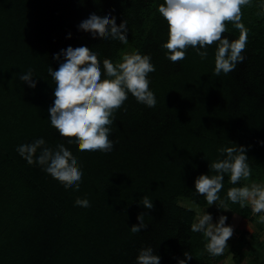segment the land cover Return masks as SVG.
<instances>
[{"label": "trees", "instance_id": "16d2710c", "mask_svg": "<svg viewBox=\"0 0 264 264\" xmlns=\"http://www.w3.org/2000/svg\"><path fill=\"white\" fill-rule=\"evenodd\" d=\"M162 2L0 0V264H136L139 250L148 246L161 264H178L186 251L192 254L188 264H221L226 255L208 253L207 237L191 230L195 212L182 202L208 206L195 179L214 174L211 163L225 155L219 149L235 144L247 147L252 175L233 185L225 174L219 196L231 213L252 219V207L232 203L227 191L264 181V0L242 6V22L250 29L245 59L219 75L216 42L207 47L206 59L193 47L181 61L168 58ZM90 9L109 10L117 24L126 19L128 43L78 27ZM225 23L223 35L238 38L234 23ZM80 41L96 50L101 63L136 49L150 54L155 65L148 75L156 105L129 94L114 113L110 152L79 150L48 118L56 86L48 68L59 65L55 53ZM29 69L39 81L34 89L19 79ZM38 137L49 146L63 142L77 157L84 172L78 191L17 152L18 145ZM144 195L154 208L143 207ZM77 197H87L91 206H77ZM140 213L147 227L133 233ZM243 259L234 252L235 264ZM251 264H264V258Z\"/></svg>", "mask_w": 264, "mask_h": 264}, {"label": "clouds", "instance_id": "9594fccd", "mask_svg": "<svg viewBox=\"0 0 264 264\" xmlns=\"http://www.w3.org/2000/svg\"><path fill=\"white\" fill-rule=\"evenodd\" d=\"M250 3L251 0H163L158 5V12L169 26L168 39L162 45L168 50L166 55L173 62L181 61L187 49L193 47L201 59H206L207 47L216 42L215 73L227 74L234 70L237 63L245 59L242 53L250 29L242 22V6ZM226 21L233 22L240 30L238 38L230 40L223 35L227 31ZM78 27L86 29L90 35L128 43L127 20L117 24V17L109 10L103 14L88 10L78 20ZM54 59L59 61V65L57 68H48V73L56 82L53 99L47 109L48 118L58 133L75 139L81 151L113 150L114 141L110 139V134L114 113L121 108L129 94L148 107H154L157 103L148 75L155 71L150 54L134 49L125 53L119 61L105 58L101 63L96 50L80 41L60 49L54 54ZM33 77V70L29 69L19 79L34 89L39 81ZM16 150L29 164L40 165L64 187L79 190L84 172L77 157L63 142L58 141L55 146H49L44 137H38L18 145ZM219 151L225 155L211 163L214 174L197 176L195 189L205 197L208 206L217 205L219 201L218 208L228 209L219 196L224 187L225 174L236 185L242 178L247 180L251 177L252 169L245 145L235 144ZM227 198L241 206L250 203L252 211L261 214L258 221L264 224V181L230 187ZM75 204L85 208L91 206L87 197H77ZM142 205L146 209L154 208L153 200L147 195L142 197ZM144 215L138 214L139 223L130 227L133 233L147 227ZM227 220L226 215H220L214 223L213 215L204 210L197 214L195 222L191 224L193 232L203 233L207 237L205 248L214 257L225 253L228 240L233 235L234 228L226 223ZM183 255L185 258L179 259L178 264H188L192 259L190 252L186 251ZM136 264H161V257L153 247H143L136 257Z\"/></svg>", "mask_w": 264, "mask_h": 264}, {"label": "rangeland", "instance_id": "374dc122", "mask_svg": "<svg viewBox=\"0 0 264 264\" xmlns=\"http://www.w3.org/2000/svg\"><path fill=\"white\" fill-rule=\"evenodd\" d=\"M246 204L250 205V203ZM182 205L194 211L196 218L197 214L202 213L204 210L210 212L213 215L214 223L220 215L228 217L226 223L233 226L234 232L228 240V249L224 253L226 258L221 264H235L233 260L235 251H239L244 255L242 264H251L253 260L261 261L264 258V224L258 221L260 214L254 213L252 219L249 220L242 219L228 209L218 208L217 206H220L219 201H217V205L213 204L207 207L195 205L188 200L183 201Z\"/></svg>", "mask_w": 264, "mask_h": 264}]
</instances>
